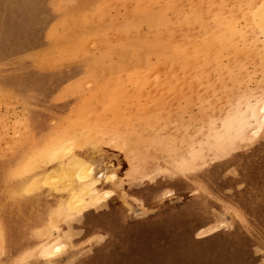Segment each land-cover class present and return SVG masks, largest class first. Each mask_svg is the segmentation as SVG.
Listing matches in <instances>:
<instances>
[{"label":"rangeland","instance_id":"1","mask_svg":"<svg viewBox=\"0 0 264 264\" xmlns=\"http://www.w3.org/2000/svg\"><path fill=\"white\" fill-rule=\"evenodd\" d=\"M250 1L0 0V264H264Z\"/></svg>","mask_w":264,"mask_h":264},{"label":"bare ground","instance_id":"2","mask_svg":"<svg viewBox=\"0 0 264 264\" xmlns=\"http://www.w3.org/2000/svg\"><path fill=\"white\" fill-rule=\"evenodd\" d=\"M252 1V0H251ZM250 1V2H251ZM255 1V0H254ZM248 3V2H247ZM257 3V2H256ZM177 6V5H176ZM247 6H249V4L247 5ZM190 8V7H189ZM188 8V9H189ZM245 15V14H244ZM231 24V23H230ZM225 41H227V40H225ZM233 41V40H232ZM228 42H230L231 43V41L230 40H228ZM229 46L231 47V45L229 44ZM237 46V45H236ZM233 48H235V43H234V47ZM230 49H232V48H230ZM238 49V48H237ZM236 49H233V51H235ZM176 52V51H175ZM175 52H174V54H175ZM178 53H179V51H177ZM228 53H230V52H228ZM233 53V52H232ZM239 53V52H238ZM248 53V52H247ZM235 54V53H234ZM240 55V54H239ZM228 57V56H227ZM230 57V56H229ZM235 57V56H234ZM233 61V60H232ZM232 74V73H231ZM243 75V74H242ZM245 75V74H244ZM259 77V76H258ZM243 79V78H242ZM263 99V98H262ZM156 101V100H155ZM257 108V107H256ZM159 109V108H158ZM262 109V111L264 112V105H263V107L261 108ZM260 108L258 109H256V112H258L259 110H261ZM261 111V112H262ZM215 112V111H214ZM253 112H255V111H253ZM260 112V111H259ZM262 112V113H263ZM252 114V113H251ZM231 118V117H230ZM234 118V117H233ZM237 118V117H236ZM233 121L235 120V119H232ZM214 121V120H213ZM226 122V121H225ZM215 124V123H214ZM231 124H232V122H231ZM224 125V124H223ZM227 125H229V124H227ZM229 127H232V125H229ZM237 129V128H236ZM252 131V130H251ZM218 133V132H217ZM223 135H226V134H223ZM222 135V136H223ZM247 140V139H246ZM89 170H90V172H93L94 173V175H93V178H103L104 177V170H105V166L100 170V171H98V172H94V170H95V168H94V166H91L90 168H89ZM88 170V171H89ZM88 175H91V173L90 174H88Z\"/></svg>","mask_w":264,"mask_h":264}]
</instances>
